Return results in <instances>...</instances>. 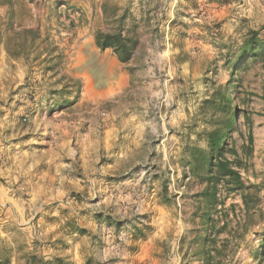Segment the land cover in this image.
I'll use <instances>...</instances> for the list:
<instances>
[{"label": "rangeland", "instance_id": "374dc122", "mask_svg": "<svg viewBox=\"0 0 264 264\" xmlns=\"http://www.w3.org/2000/svg\"><path fill=\"white\" fill-rule=\"evenodd\" d=\"M98 32H131L132 58ZM252 32L264 0H0V264H264V157L246 141L264 65L238 61ZM86 42L107 56L87 83L66 74ZM222 96L251 214L223 187L210 205L189 164Z\"/></svg>", "mask_w": 264, "mask_h": 264}, {"label": "trees", "instance_id": "16d2710c", "mask_svg": "<svg viewBox=\"0 0 264 264\" xmlns=\"http://www.w3.org/2000/svg\"><path fill=\"white\" fill-rule=\"evenodd\" d=\"M96 44L103 50L113 49L122 62H128L132 58L137 44H139V39L132 36L131 32H128L125 37H123L121 32L113 35L98 32L96 34ZM245 58H254L264 65V39H261L257 32H252L240 48L238 61L241 62ZM224 101L226 108L230 111L229 116L221 127L206 132L208 150L190 149L189 164L192 167L193 176L200 180L201 185H205L201 195L208 199L210 205H214L218 201L217 195L221 192V187H223L228 192L240 193L245 213L251 214L255 210L254 207L257 204L258 197L249 192L250 186L246 187L245 185L241 171L244 168L240 154L234 145L230 147L226 144L228 136L235 128L236 114L239 111L238 109L232 110L233 100L230 96H222L220 103H224ZM212 102L207 100L206 104ZM246 141L248 144L253 145L254 137L251 129ZM250 153L252 154V151ZM217 253H220V251H217ZM206 256L208 261H213L219 257V255L218 257L217 255L214 256L213 251L208 250L206 251ZM219 260L223 264V259ZM26 264L48 263H45L43 258L31 256Z\"/></svg>", "mask_w": 264, "mask_h": 264}, {"label": "crops", "instance_id": "0c3cea01", "mask_svg": "<svg viewBox=\"0 0 264 264\" xmlns=\"http://www.w3.org/2000/svg\"><path fill=\"white\" fill-rule=\"evenodd\" d=\"M99 58L104 59L107 58V56L100 55L96 44L91 42L81 44L75 57L72 59V62L67 67V76L74 79L78 78L86 83L90 82L92 76V65L95 60H98ZM255 127L256 128L252 129L254 137V156L256 159H262V157H264V123L261 125V122L258 121L256 122Z\"/></svg>", "mask_w": 264, "mask_h": 264}, {"label": "built area", "instance_id": "2783aa9c", "mask_svg": "<svg viewBox=\"0 0 264 264\" xmlns=\"http://www.w3.org/2000/svg\"><path fill=\"white\" fill-rule=\"evenodd\" d=\"M66 28H67V27H66ZM66 28H65V29H66Z\"/></svg>", "mask_w": 264, "mask_h": 264}]
</instances>
